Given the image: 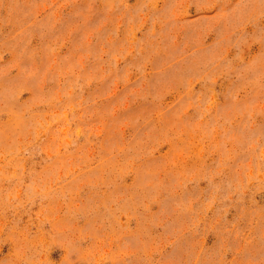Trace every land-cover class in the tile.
<instances>
[{
	"label": "rangeland",
	"instance_id": "1",
	"mask_svg": "<svg viewBox=\"0 0 264 264\" xmlns=\"http://www.w3.org/2000/svg\"><path fill=\"white\" fill-rule=\"evenodd\" d=\"M0 264H264V0H0Z\"/></svg>",
	"mask_w": 264,
	"mask_h": 264
}]
</instances>
